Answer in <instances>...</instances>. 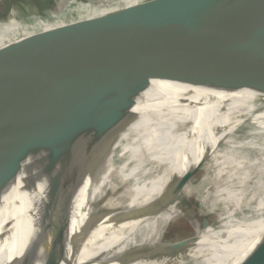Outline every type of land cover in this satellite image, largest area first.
<instances>
[{
    "label": "bare ground",
    "instance_id": "6f19581e",
    "mask_svg": "<svg viewBox=\"0 0 264 264\" xmlns=\"http://www.w3.org/2000/svg\"><path fill=\"white\" fill-rule=\"evenodd\" d=\"M49 17L24 30L0 24V64L71 30L57 13ZM243 46L264 62V49ZM247 121L256 127L253 136L243 131ZM54 141L24 164L0 203V264H16L24 239L54 246L61 233L59 264H148L150 250L182 213L177 199L192 191L186 185L166 202L153 201L199 162V185L213 190L199 203L204 214L217 207L220 214L212 222L198 217L204 242L190 264L264 260L262 78L241 75L215 86L151 80L118 122L57 152ZM118 189L125 191L113 193Z\"/></svg>",
    "mask_w": 264,
    "mask_h": 264
},
{
    "label": "water",
    "instance_id": "95a60500",
    "mask_svg": "<svg viewBox=\"0 0 264 264\" xmlns=\"http://www.w3.org/2000/svg\"><path fill=\"white\" fill-rule=\"evenodd\" d=\"M245 44L264 49V0H156L82 21L7 59L0 64V203L47 141L55 138L57 152L118 122L151 80L189 86L241 75L264 80V62ZM199 168L200 162L153 203L176 196ZM34 242L24 239L16 264L36 257L60 263L62 233L54 246Z\"/></svg>",
    "mask_w": 264,
    "mask_h": 264
},
{
    "label": "rangeland",
    "instance_id": "374dc122",
    "mask_svg": "<svg viewBox=\"0 0 264 264\" xmlns=\"http://www.w3.org/2000/svg\"><path fill=\"white\" fill-rule=\"evenodd\" d=\"M153 1L156 0H4L0 8V24L16 23L24 30L25 26L35 18L45 19L47 22L48 19L50 20V14L57 13L72 29L82 21H90L117 10L137 9ZM94 2L99 4L94 5ZM244 127L246 130L244 128L243 131H250L248 133L251 134L250 136L256 134L254 132L256 127L248 121ZM116 166L118 167L119 163ZM204 174L203 170H198L186 184L192 193L188 198L177 199V209L182 213L166 226L162 237L150 250L148 264H190L191 256L203 244L204 240L200 236L206 227L202 219L198 217L201 216L212 222L215 216L220 214L218 207L213 210V213L204 214V208L199 203L204 192L212 193L213 191L210 186L199 185ZM126 185L130 187L129 183ZM124 191L125 189H118L113 193ZM208 198V201H212L211 197L208 196Z\"/></svg>",
    "mask_w": 264,
    "mask_h": 264
},
{
    "label": "crops",
    "instance_id": "0c3cea01",
    "mask_svg": "<svg viewBox=\"0 0 264 264\" xmlns=\"http://www.w3.org/2000/svg\"><path fill=\"white\" fill-rule=\"evenodd\" d=\"M112 1H115V0H112ZM101 3L106 4V3L103 2V1H101ZM93 4L96 5V4H99V2H94ZM108 5H110V4H108Z\"/></svg>",
    "mask_w": 264,
    "mask_h": 264
}]
</instances>
